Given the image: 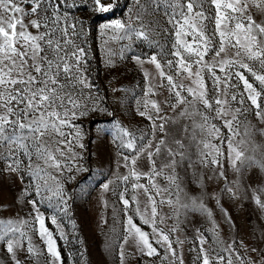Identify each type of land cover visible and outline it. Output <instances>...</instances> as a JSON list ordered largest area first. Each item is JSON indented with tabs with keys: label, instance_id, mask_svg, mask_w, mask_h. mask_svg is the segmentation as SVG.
Masks as SVG:
<instances>
[{
	"label": "snow or ice",
	"instance_id": "1",
	"mask_svg": "<svg viewBox=\"0 0 264 264\" xmlns=\"http://www.w3.org/2000/svg\"><path fill=\"white\" fill-rule=\"evenodd\" d=\"M66 2L0 0V165H3L0 174L5 171L15 174L25 185L20 190L21 202L24 206L31 205V219L38 223V234L46 241L44 264L63 262L39 205L44 199H55L56 206L66 212L63 185L67 181L60 177L67 171L68 180H74L79 173L90 171L81 164L87 150L83 142L86 133L77 121L93 113L112 117L110 123L114 136L119 138L118 147L132 150L131 154L121 153L124 166L131 165L129 174L122 177L125 182L133 177L167 180L164 185L153 182L151 187L139 183L132 187L143 190L147 196L143 208L137 207V212L144 218V224L152 226L156 242L166 244L170 264H184V260L169 236L156 227L158 220H164L159 205L174 204L177 210L190 209L211 218L212 211L201 197L208 195L210 181L223 180L224 186L213 195L221 208L225 193L242 200V193L251 189L254 203L264 212V198L260 195L264 188L258 190L251 183L256 170L264 172V159L255 155L264 153V145L257 142L264 138V102L258 103L264 96V87L258 89L245 75L250 73L264 86V0H133L134 13L127 23L116 21L105 25L106 30L117 32L113 39L147 41L154 47H160L155 37H175L169 41L172 44L169 55L175 59L166 61L167 72L158 55H149L147 59L132 57L141 66L151 63L157 70L156 75L144 73L147 87L142 89V103L137 101L139 116L150 125L147 132L126 128L115 111L101 107L99 89L86 75L89 50L71 39L72 35L79 39L75 24L70 26L71 33L61 26L60 5ZM92 3L96 10L110 12L118 0L108 4L92 0ZM27 17L34 18L25 23ZM115 55L106 51L108 66H115L112 59ZM208 56L211 60H206ZM237 67L244 72L231 71ZM205 71L211 73V86L206 83ZM217 71L223 76H217ZM233 76L244 86L239 97L233 91L238 88V84L232 83ZM119 91L113 86V93ZM115 99L119 103L121 98L115 96ZM248 101L255 108L259 124L245 123L250 111L246 107ZM214 121H219L227 133L221 135L222 128ZM202 133L207 136L200 138ZM237 137L242 138L237 141ZM212 139L226 144L227 151L212 143ZM193 147L197 149L198 159L194 158ZM140 160L145 162L146 171L138 170ZM229 167L235 174L233 179L227 175ZM87 179L80 180L76 187ZM193 185L199 188V196L192 195ZM109 190V184L104 183L103 191ZM181 193L191 203L182 201ZM173 195L174 202L170 199ZM120 199L124 205L122 211L140 203L135 198L130 202L123 194ZM52 206L50 203L49 207ZM224 211L231 220L230 213ZM51 223L59 230L55 216ZM28 224L29 219L23 217L0 219V241H3L0 248L6 246L10 264H34V259H39L37 247L23 239ZM127 225L122 244L118 245L121 264L128 250L133 255L137 252L141 256L159 255L149 234L133 222V217H128ZM213 231H219L215 221ZM198 238L201 245L196 256L198 264H232L223 255H217L213 261L209 249L204 247L208 241L202 233H198ZM262 244L264 228L260 229L255 246L240 241V246L250 253L249 264H264ZM226 251L229 256L236 253L244 264L234 244H229Z\"/></svg>",
	"mask_w": 264,
	"mask_h": 264
},
{
	"label": "rangeland",
	"instance_id": "2",
	"mask_svg": "<svg viewBox=\"0 0 264 264\" xmlns=\"http://www.w3.org/2000/svg\"><path fill=\"white\" fill-rule=\"evenodd\" d=\"M111 0H102L103 4L110 3ZM134 13L133 0H118V4L110 12H100L96 10L92 0H67L65 4L60 5L61 26L67 27L71 33V25H76V33L71 39L75 40L82 47L89 50L88 71L86 75L89 81L94 83L99 89L98 96L101 100V107L106 106L109 111H115L116 116L121 124L126 128L136 131L137 129L144 132L149 131L150 125L138 114L139 100L142 103V89H146L145 72L156 75L157 70L151 63L138 64L132 57L141 56L147 59L149 55H158L161 63L165 65L164 70L169 69L166 66L167 60H174L175 57L169 55L172 48L171 40L175 37H155L160 47H154L147 41L136 40L133 42L129 39L119 40L112 37L117 34L113 29H105V25H112L116 21L127 23L129 17ZM34 17H27L25 23ZM66 20V23H65ZM214 27V25H213ZM35 32V29H30ZM122 35L123 33H118ZM189 39H191L189 37ZM107 41V43H105ZM131 45V47H128ZM121 49L124 51L121 52ZM106 51L116 53L112 58L114 67L106 64ZM121 56L124 59H121ZM211 60V56L206 57ZM249 63H254L249 61ZM244 72L242 68H233L231 70ZM256 71H260L259 65H256ZM206 83L212 85L211 73L205 71ZM217 76H223V73L217 71ZM250 82L258 89L261 86L250 73H245ZM187 84L188 81H185ZM232 83L238 84V88L233 89L239 97L243 90V83L238 82L233 76ZM113 86L120 89L118 93H113ZM87 92V89L85 90ZM167 94V93H165ZM94 96L97 93L94 91ZM119 96V103L115 99ZM247 96V93H244ZM135 97V99H133ZM259 102H264V96ZM247 108L248 119L245 123L259 124V119L254 115L255 108L248 101ZM171 115V113H170ZM243 119V118H242ZM112 117L106 114L93 113L85 119L77 121L83 125L86 133L84 144L87 150L84 152V160L81 164L88 172H81L74 180H68L70 173L67 171L60 177L61 180L67 181L63 187L66 192L67 210L61 211L56 206V201L44 199L39 207L40 212L45 216V225L53 233L56 241L57 250L61 253L63 264H121L120 248L123 238L126 235L128 217H133V222L140 226L143 231L149 234L150 242L157 249L159 255L141 256L138 252L133 255L132 250L126 252L123 264H170L167 246L164 243H157L153 228L149 224L143 223V217L137 212V207L143 208L147 196L141 189H133V184H146L151 187L152 183L164 185L167 180L164 177H157L155 181H149L142 177L136 180L134 177L125 182L122 177L129 174V168L123 164L121 153L131 154L132 150L118 147L119 138L114 136L113 124L110 123ZM102 122V123H101ZM222 128L221 135L227 133V129L220 125L219 121H214ZM99 129H109L108 132L98 131ZM207 136V133L200 134V138ZM242 137H237L239 141ZM258 143L264 145V138H259ZM212 143L219 144L221 149L227 151L226 144H221L219 140L212 139ZM246 147V146H241ZM195 159H198L196 147L192 148ZM89 153L91 155H89ZM249 154L253 153L249 151ZM255 155L264 159V153L257 152ZM3 167V165H0ZM139 171H146L145 162H137ZM199 170V165L197 166ZM211 175V173L209 172ZM229 179H233L235 174L229 167L227 170ZM88 179L85 183L76 187L80 180ZM258 177V178H257ZM27 179V177L25 178ZM108 183L110 190L103 191V184ZM252 187L258 190L264 188V172L256 170V177L251 181ZM25 185L21 183L15 174L3 172L0 174V219L9 220L16 217L29 219V224L24 231L23 238L25 243L30 241L39 250V259H34V264H44L46 252V241L42 240L38 234L39 225L31 219L29 209L31 205L22 204L20 190ZM224 181L218 183L213 180L208 183V195L201 197L206 206L212 211V217L201 214L190 209L180 208L167 203L159 205V213L164 217L163 222L156 223V227L163 230L169 236V241L177 252L183 257L184 264H198L196 256L200 248L198 233H202L208 241L204 247L209 249L210 258L215 259L217 255H223L226 259L230 258L232 264H241L237 259V254L229 256L226 251L229 244H234L238 250V255L243 258L244 264H249V252L240 246V241L255 246L260 229L264 228V212H262L254 203L252 190L248 189L247 193H242V200L230 198L227 193L224 194L221 203L223 208L216 203L213 195L219 193ZM90 193V194H89ZM35 194V190H33ZM121 194L131 202L133 198L138 200L139 205L133 203L131 208L122 211L124 205L121 202ZM155 195V189H153ZM50 195V193H49ZM193 196H199L200 190L193 185ZM246 195V198H243ZM264 198V192L260 193ZM19 198V199H18ZM40 200V197H36ZM160 197H157L159 201ZM170 199L174 202L176 196ZM180 199L186 203H191L190 199L181 193ZM52 207H49V204ZM231 215V220L225 216V211ZM34 215V213H33ZM55 216L57 225L51 223V218ZM213 221L219 225V231H213ZM173 229H175L173 231ZM3 241H0V245ZM264 247V244L261 245ZM255 255V254H252ZM0 264H10V257L6 252V246L0 248Z\"/></svg>",
	"mask_w": 264,
	"mask_h": 264
}]
</instances>
